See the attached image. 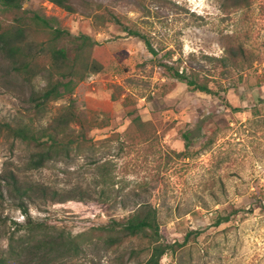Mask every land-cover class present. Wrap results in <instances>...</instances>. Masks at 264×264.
<instances>
[{"label": "rangeland", "instance_id": "obj_1", "mask_svg": "<svg viewBox=\"0 0 264 264\" xmlns=\"http://www.w3.org/2000/svg\"><path fill=\"white\" fill-rule=\"evenodd\" d=\"M237 2L68 0L67 11L48 0L22 1L25 17L37 13L72 36H89L102 69L36 112L28 97L45 74L29 84L8 80L0 56V122H29L37 131L71 104L93 127L87 139L108 140L31 170L33 148L0 133L5 264H143L151 247L142 238L112 247L96 236L76 238L141 202L155 209L166 246L157 264H264V0ZM12 17L0 6L1 22ZM176 69L197 75L210 92L189 89L173 77ZM138 121L148 123L140 129ZM10 172L45 189V198L36 192L22 206L53 236L76 238L78 250L9 252L13 222L24 220L4 187Z\"/></svg>", "mask_w": 264, "mask_h": 264}, {"label": "trees", "instance_id": "obj_2", "mask_svg": "<svg viewBox=\"0 0 264 264\" xmlns=\"http://www.w3.org/2000/svg\"><path fill=\"white\" fill-rule=\"evenodd\" d=\"M22 1L0 0L3 12L13 14L12 21H0V56L6 61L4 69L8 77L4 76V78L8 80H11L9 77L16 76L23 83L29 84L37 74H45V84L41 90L31 91L28 97V101L33 103L34 110L41 112L46 109L48 103L70 94L76 83L88 74L98 73L102 65L91 56L90 51L95 42L89 36L84 34L72 36L65 29L53 27L48 19L37 13L25 17L21 9ZM48 1L67 11L72 9L68 0ZM228 1L231 6L238 4V0ZM41 36L44 38L40 39ZM149 49L151 50L150 47ZM228 52L234 55L231 49ZM228 59L232 60V58ZM164 66L170 68L167 65ZM172 75L184 81L191 90L210 92L207 84L197 75H187L186 72H179L177 69L173 70ZM83 121L84 119L78 116L70 104L62 113L53 117L47 126L37 131L29 122H0V133H6L31 146L33 153L28 160V169L37 170L43 168L48 161L68 158L71 153L79 152L85 144L89 143L93 146L95 142L108 140V138L102 141L87 139L86 135L93 127L89 126L90 124L85 127ZM147 123L138 121L136 125L142 129ZM185 138L184 148L187 149L189 141L186 136ZM176 155L180 157L183 153L179 152ZM98 169H101V166ZM4 184L6 192L19 200V207L24 218L22 223L13 222L15 231L9 237L8 245L12 255L31 250V248H45L52 251L54 247L61 248L64 254H69L80 247L76 241L78 238L86 237L92 241L94 236L108 247L120 245L125 239L146 240L151 247V256L143 264H157V259L165 251L166 246L159 242V222L155 209L148 204L141 202L122 220H112L107 225L91 227L77 235V239L64 233L53 236L50 226L42 220L32 219L26 207L22 206L23 200L32 201L36 192L45 198V189L27 181H21L18 175L12 172L4 177ZM0 198H2L1 191ZM17 231H24V238L15 240L13 234ZM33 242L36 243L33 244ZM0 264H5L4 259H0Z\"/></svg>", "mask_w": 264, "mask_h": 264}, {"label": "clouds", "instance_id": "obj_3", "mask_svg": "<svg viewBox=\"0 0 264 264\" xmlns=\"http://www.w3.org/2000/svg\"><path fill=\"white\" fill-rule=\"evenodd\" d=\"M191 3H195L196 0H190ZM204 0H200V4H203Z\"/></svg>", "mask_w": 264, "mask_h": 264}]
</instances>
